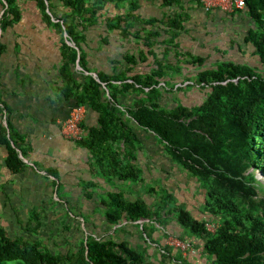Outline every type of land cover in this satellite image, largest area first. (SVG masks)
<instances>
[{"label": "trees", "instance_id": "1", "mask_svg": "<svg viewBox=\"0 0 264 264\" xmlns=\"http://www.w3.org/2000/svg\"><path fill=\"white\" fill-rule=\"evenodd\" d=\"M27 1L0 0L2 33L19 23ZM30 1L44 27L58 38V93L97 115L95 126H86L83 120L82 138L72 143L88 154L93 181L86 183L82 195L90 199L96 194L104 224L109 229L136 224L141 238L151 243V235L169 216L165 212H173L182 229L177 237L189 239L196 254L184 259L162 247L158 264H196L200 255L210 264H264V185L249 172L254 167L264 172V0H245L243 10L225 13L248 20L242 41L230 37L224 41L217 35L209 42L214 33L191 35L192 16L183 11L180 0H159L167 8L179 7L160 19L141 17L137 13L141 0ZM91 31L105 34L101 44H107L112 33L118 38L121 58L111 59L109 70L87 66L93 51L87 37ZM4 48L0 43V54ZM77 60L80 80L73 71ZM190 96L197 101L187 105ZM167 99L173 107L167 106ZM8 112L0 102V143L8 146L6 166L17 172L23 162L9 146L16 134L3 124ZM135 129L152 133L166 157L187 177L186 184L192 182L191 191L202 199L207 219L202 220V213L194 217L170 193L159 195L154 206H148L141 195L131 198L158 194L156 185L145 183L134 163L141 147ZM54 173L49 171L56 177ZM101 184L111 188L125 184L129 189L93 193ZM54 195L58 200L52 204L51 198L52 206L62 200L60 193ZM63 208L65 215L59 221L70 219L76 231L71 235L74 240L64 236V253L37 237L43 224L56 223L57 212L45 215L34 210L25 235L9 237L0 227V264H154L145 248L117 242L112 236L96 237L88 227V216L68 204ZM207 223L217 225L214 233L207 231ZM60 228L70 230L67 225Z\"/></svg>", "mask_w": 264, "mask_h": 264}, {"label": "crops", "instance_id": "2", "mask_svg": "<svg viewBox=\"0 0 264 264\" xmlns=\"http://www.w3.org/2000/svg\"><path fill=\"white\" fill-rule=\"evenodd\" d=\"M180 1L183 11L192 16L188 25L192 36L214 33L215 36H209L207 42L215 40L217 35L224 41L227 37L243 40L249 28L248 20H243L237 15L231 18L219 10L207 12L196 0ZM28 4L29 9L26 8ZM23 7L25 12L19 23L4 33L0 31V43L5 45L0 54V102L9 109L7 123L4 121L3 124L5 126L8 124L11 133L16 134L14 142L9 141V146L15 148L19 160L23 162L21 170L17 172L8 168L6 166L8 146L0 143V227L6 230L9 237L25 235L33 211L48 214L51 197L46 203L43 200L48 199L51 193H60L62 200L58 208L59 212L63 210L60 215H64L63 207L68 204L76 213L88 216V223H91L88 227L94 236H104L105 239L112 236L117 242L128 241L133 246H142L146 250V246L152 245L155 251L150 255L147 253L148 250L146 253L154 260L159 256L160 261L162 247L167 248L165 234L177 237L182 233L175 216L173 218L167 213L169 216L161 220L164 226L154 231L151 235L153 242L150 243L141 238L140 228L136 224H124L123 227L109 229L104 224L102 205L96 199V194L90 200L83 198L86 183L92 181L87 166L88 154L60 134V123L68 117L74 103L64 100L57 90L61 86L58 38L44 27L39 13L35 11V6L30 0ZM178 8V6L167 8L159 0H141L137 13L142 18L160 19L171 11H178ZM2 14L3 10L0 7V17ZM101 36H105L101 31H91L87 36L91 39L90 46L93 48V51H89L87 62L91 70L94 68L109 70L111 59L121 58L122 49L118 46V38L112 33L108 36L107 44H101L99 42ZM249 48L252 49L250 46ZM73 71L75 74L79 72L75 67ZM76 76L80 80V75ZM96 119L97 115L93 111L86 110L84 119L86 126H95ZM135 133L141 147L136 152L134 163L141 170L145 183L155 185L161 182V187L167 192L163 195L170 193L179 205L184 203L194 217H200L202 213V220L207 219L208 216L203 214L202 199L191 191L192 182L186 184L187 177L166 157L155 136L141 129H135ZM164 170L169 171V175ZM49 171L53 173L55 171L56 177L49 175ZM119 186L120 189L101 184L93 193H117L129 189L125 184ZM136 188L139 189L134 185V189ZM139 195L148 206H154L156 203H153L152 197L145 193L133 194L131 198H137ZM125 196L128 197L127 194ZM47 224H43L42 227L47 228ZM80 226L82 227V223ZM172 253L173 256L179 253L184 258L174 249ZM194 254L196 250L188 254L187 258ZM196 264H199L198 258Z\"/></svg>", "mask_w": 264, "mask_h": 264}, {"label": "built area", "instance_id": "3", "mask_svg": "<svg viewBox=\"0 0 264 264\" xmlns=\"http://www.w3.org/2000/svg\"><path fill=\"white\" fill-rule=\"evenodd\" d=\"M178 1V0H174ZM205 11L219 9L224 12H232L242 9L245 6V0H196ZM86 109L83 106H73L68 117L60 123V134L68 141H79L82 138L83 129L81 123L85 118ZM207 231L214 233L215 226L213 224L206 225ZM168 246L177 249L184 258L188 254L194 253L192 244L188 240H180L176 237L169 236L167 239Z\"/></svg>", "mask_w": 264, "mask_h": 264}, {"label": "rangeland", "instance_id": "4", "mask_svg": "<svg viewBox=\"0 0 264 264\" xmlns=\"http://www.w3.org/2000/svg\"><path fill=\"white\" fill-rule=\"evenodd\" d=\"M26 8L27 9H29L30 8V4H28V5H26ZM200 39L202 40V38L200 37ZM195 101H197V97L196 96H194V97H189V100H188V98L186 99V104L187 105H191V104H195ZM166 102H167V106L170 108V107H173L174 106V103L171 101V100H169V99H167L166 100ZM250 173L252 172L253 174H254V176L256 177V180L258 181V182H260L262 185H264V175L262 176V174H261V171H257V170H255L254 168H252V169H250V171H249ZM92 181H93V179H92ZM161 183V182H160ZM160 183L158 184V186L156 187L155 186V188H156V191H157V195H156V197L154 196V195H150L151 197H152V199H153V203L154 202H158V198H159V195H162L163 193L160 191V188H159V186H161L160 185ZM156 185V184H155ZM146 187H150V186H148V185H146ZM119 189H120V186L118 187ZM263 195V193H260V191H259V196H262ZM52 198V204L54 203V204H57L55 201H57L56 199V196L54 195V193H51V195L48 197V199H44L43 200V202H47V201H49V198ZM84 198V197H83ZM87 200H90V199H87ZM172 200V199H171ZM172 201H174V200H172ZM43 202H42V204H43ZM160 202V201H159ZM52 204H49V211H54V212H57V213H55L54 214V217H53V221H55L56 223L55 224H47V228H44V227H42L41 229H39V231H38V238H40V239H43V241L45 242V243H48L50 246V248L52 249V248H54L55 250H58V251H60L61 253H64L66 250H67V247H65L66 246V241L64 240V236H69V237H71V235H74L75 234V230H74V223L72 224V222L70 221V219H68V218H66L65 217V221L63 220V222H57L58 221V219L61 217V213L63 212V210H61L60 212H59V205H56V206H52ZM166 214L168 213V214H171V216L174 218V216H173V212H168V211H166L165 212ZM165 213H162L163 215H165ZM45 215H47V213L45 214ZM64 215H65V213H64ZM50 216H53V214H50ZM141 220H143V219H141ZM140 220V221H141ZM141 223V222H140ZM62 225H67V226H69L70 227V230L68 231H61V226ZM51 230H53V236H52V238H49V234H50V232H51ZM63 233V234H62ZM172 237H176V236H172ZM71 240H74V238H72L71 237ZM140 248H142V246L140 247ZM146 248H147V250H148V252H147V250H146V252L150 255L152 252H154L155 251V249H154V247L152 246V245H148V247L146 246ZM162 251V250H161ZM152 257V256H151ZM158 258H159V256H157ZM158 258H156L155 260L154 259H151V260H153L152 262L154 263V264H158V261H159V259ZM208 260H206V258L205 257H199L198 258V263L199 264H204V263H206V264H210V262H207Z\"/></svg>", "mask_w": 264, "mask_h": 264}, {"label": "clouds", "instance_id": "5", "mask_svg": "<svg viewBox=\"0 0 264 264\" xmlns=\"http://www.w3.org/2000/svg\"><path fill=\"white\" fill-rule=\"evenodd\" d=\"M245 6H246V3H245ZM245 6L242 8V9H237V10H234V11H232V12H224V11H221V10H219V9H212V10H219V11H221V12H223V13H234V12H236V11H240V10H243L244 8H245ZM211 10V11H212ZM208 12V11H207ZM254 169L255 170H257V171H261V174H262V176L264 175V172L261 170V169H259V168H255L254 167ZM140 222H142V221H139L138 223H140ZM207 224H209V223H207ZM206 224V225H207ZM215 227L217 228V225L215 224ZM166 235V246H167V248H171V249H174V248H172V247H170V246H168V244H167V239H168V237L169 236H174V235H168V233L167 234H165ZM168 235V236H167ZM177 239H179L178 237H176ZM181 240V239H180ZM184 240H186V239H184ZM189 241V240H188ZM190 242V241H189ZM191 243V242H190ZM192 248H193V246H192ZM174 250H176V251H178L177 249H174ZM193 250H194V248H193ZM179 252V251H178ZM194 252H195V250H194Z\"/></svg>", "mask_w": 264, "mask_h": 264}, {"label": "water", "instance_id": "6", "mask_svg": "<svg viewBox=\"0 0 264 264\" xmlns=\"http://www.w3.org/2000/svg\"><path fill=\"white\" fill-rule=\"evenodd\" d=\"M0 31H1V30H0ZM67 44H68L69 46H72V47H73V44H71L70 41H68ZM78 58H79V57H78ZM75 70L81 71V68H80L79 65H78V60H77V62H76ZM93 77L96 78V75L93 74Z\"/></svg>", "mask_w": 264, "mask_h": 264}]
</instances>
